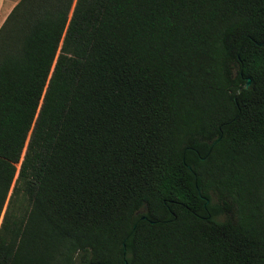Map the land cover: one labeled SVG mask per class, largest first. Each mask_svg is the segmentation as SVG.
<instances>
[{
	"label": "trees",
	"instance_id": "obj_1",
	"mask_svg": "<svg viewBox=\"0 0 264 264\" xmlns=\"http://www.w3.org/2000/svg\"><path fill=\"white\" fill-rule=\"evenodd\" d=\"M0 264H264V0H18Z\"/></svg>",
	"mask_w": 264,
	"mask_h": 264
},
{
	"label": "crops",
	"instance_id": "obj_2",
	"mask_svg": "<svg viewBox=\"0 0 264 264\" xmlns=\"http://www.w3.org/2000/svg\"><path fill=\"white\" fill-rule=\"evenodd\" d=\"M18 0H0V26Z\"/></svg>",
	"mask_w": 264,
	"mask_h": 264
},
{
	"label": "water",
	"instance_id": "obj_3",
	"mask_svg": "<svg viewBox=\"0 0 264 264\" xmlns=\"http://www.w3.org/2000/svg\"><path fill=\"white\" fill-rule=\"evenodd\" d=\"M250 83V79H246L245 83L242 85V87L238 88L237 92H236V95L239 94V92L241 91L242 88H247L248 85Z\"/></svg>",
	"mask_w": 264,
	"mask_h": 264
}]
</instances>
